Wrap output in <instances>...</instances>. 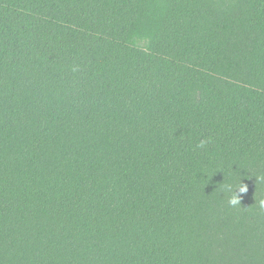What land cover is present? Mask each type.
I'll use <instances>...</instances> for the list:
<instances>
[{
	"label": "trees",
	"instance_id": "obj_1",
	"mask_svg": "<svg viewBox=\"0 0 264 264\" xmlns=\"http://www.w3.org/2000/svg\"><path fill=\"white\" fill-rule=\"evenodd\" d=\"M0 264H264V0H0Z\"/></svg>",
	"mask_w": 264,
	"mask_h": 264
},
{
	"label": "clouds",
	"instance_id": "obj_2",
	"mask_svg": "<svg viewBox=\"0 0 264 264\" xmlns=\"http://www.w3.org/2000/svg\"><path fill=\"white\" fill-rule=\"evenodd\" d=\"M211 138L202 139L197 145L198 148L204 149L206 145L211 143ZM227 191L231 192V196L229 197V204L232 206H237L241 204V195L247 192V185L242 183L237 185L236 187L228 186Z\"/></svg>",
	"mask_w": 264,
	"mask_h": 264
}]
</instances>
